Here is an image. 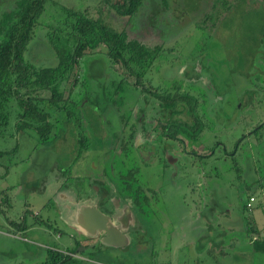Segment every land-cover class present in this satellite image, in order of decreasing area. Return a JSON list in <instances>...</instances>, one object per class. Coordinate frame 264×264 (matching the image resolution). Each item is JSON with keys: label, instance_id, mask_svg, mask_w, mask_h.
I'll list each match as a JSON object with an SVG mask.
<instances>
[{"label": "rangeland", "instance_id": "obj_1", "mask_svg": "<svg viewBox=\"0 0 264 264\" xmlns=\"http://www.w3.org/2000/svg\"><path fill=\"white\" fill-rule=\"evenodd\" d=\"M199 1L181 0L186 4L183 8L177 0H167L169 10H166L155 0H145L136 16L138 18L131 20L129 25L136 35L142 34L145 39L142 41L146 44L159 43L163 49L157 56L161 60L146 76L147 82H151L152 92L160 95L165 88L174 90L177 87L171 86L176 80L183 84L179 90L188 96L183 95L178 104L195 112L199 117L197 120L204 124L199 133L202 148L192 147L203 156L201 162L190 156L183 158L181 152L190 150L184 142L171 144L174 146L171 152L177 156L178 172L174 174L173 169L165 167L163 180L159 177L158 167H147L139 160L140 168L146 167L142 174L151 188L158 191L161 203L156 201L149 206L143 205L141 211L135 206L129 209L132 201L125 194H120L119 172L113 167L114 162L116 166L118 164L113 153L116 143L113 133L118 129V121L108 114V109H103L104 105H100L104 101L103 92L110 87L108 83L114 80L117 84L118 78L108 70L122 75L127 86L132 84V79L126 77L119 66L108 64L102 47L85 51L72 75L62 85L64 108L70 110L73 107L70 111L72 125L65 131L61 123L55 124L53 120L56 119L52 118L54 128L40 143L38 136L29 130L15 131L18 111L15 107L8 110V124L0 136V153H3L0 155V194H4L0 195V264H41L46 256L44 247L70 252L72 249L75 251V239L82 246L91 243L94 236L78 225L80 222L75 216L81 208H95L101 202L106 203L107 209L112 208L114 202L113 205H123L130 212L133 210L135 216L127 215L132 222L126 229L128 232L134 230L127 235L128 240L143 238L147 243L151 240V248H142L145 242L136 250L130 245L132 248L123 252L107 247L104 251L90 252V248L79 252L78 257H73L76 260L68 264H264L262 253L238 254V249L244 250L245 246L237 235L244 229L256 240L264 236L263 222L255 225L256 233H251L255 227L248 221H241L247 187L264 183V124L256 135L249 133L257 124L264 122V95L259 87L263 84L252 75L253 68L250 67H256L254 58L263 56V44L258 41L256 46L252 44L264 29V7H257L259 4L254 3L260 0H236L231 3L234 5H229L228 13L222 6H215L212 15L219 13V17L212 31L210 17L205 23L203 14H200L203 6H197ZM117 2L119 0H110L104 5L103 0H46L33 38L27 45L25 60L34 67L54 65V54L46 47L45 36L51 32L48 28L60 29L62 26L65 18L62 9L84 12L94 18L98 10L107 8L106 11H110ZM248 4L252 6L248 7ZM108 17L109 14L105 17L108 23L118 27V23ZM192 76L203 77L206 81L210 79L212 84L203 87V81L197 78L186 81V77ZM185 81L189 85L195 84L188 88ZM120 88L125 90L123 86ZM139 94L143 103L136 106L130 115L138 122L135 133L140 136V142L146 143L147 139L142 134L148 136L153 130H159L160 124H166V115L162 116L160 112L169 113V109L147 92ZM136 95L124 91L120 103L127 108L137 98ZM120 96L117 94L116 99L115 95L114 101L118 103ZM42 97L47 98L48 93ZM81 101L83 104L87 101L82 108L72 106V103ZM91 106L95 108V114L91 113ZM107 106L111 109L116 107L109 101ZM157 111L158 114L155 113ZM105 116L107 134L104 129L101 143L86 119L101 124ZM55 117H59L58 112ZM178 119L182 123L186 121L181 117ZM144 126L147 127L145 130ZM77 131L83 132L80 134L87 138L88 149L67 169L66 164L75 149L73 140ZM237 140H241L234 153L239 176L234 173L235 168L218 163L220 158H226L232 152ZM122 164L117 166L121 174L127 171L125 163ZM63 170L66 171L61 173ZM169 174L175 179L172 180ZM261 194L264 193L260 189L254 193L257 199ZM255 211L253 216L262 220L264 214L261 215L258 209ZM136 216L140 217V225ZM4 217L12 222L13 230L8 229ZM31 220L36 221L37 227L30 232H22V226L30 224ZM212 230L217 231L216 240L201 249L198 246L200 233L203 231L209 235Z\"/></svg>", "mask_w": 264, "mask_h": 264}, {"label": "trees", "instance_id": "obj_2", "mask_svg": "<svg viewBox=\"0 0 264 264\" xmlns=\"http://www.w3.org/2000/svg\"><path fill=\"white\" fill-rule=\"evenodd\" d=\"M144 1L119 0L118 4L110 7V11H106L107 8L98 10L94 18L86 16L84 12L62 9L65 14V18L61 22L62 26L60 29L59 27L48 28L49 30L51 29V32H47L45 36L47 39L46 47L54 54V65L34 67L25 60V53L28 43L33 38L34 29L38 24V18L44 9L46 0H0V136L4 134L8 124V110L11 107H15L18 111L14 123L15 131L24 132L29 130L38 136V142L40 143L49 136L54 128V123L60 122L64 131L69 125L71 126L72 115L70 111L73 110V107L70 110L64 108L66 102L62 99V85L72 75L74 68L78 65V61L85 51H93L98 47H102L104 51L103 57L110 66H119L126 76L134 78L135 83H139L140 79H143L147 71L155 64L157 56L162 51L160 45H150L142 41L145 40L142 34L136 35L135 30L129 25L131 20L138 18L136 16H138L140 8L145 3ZM155 1L162 4L166 10H169L167 0ZM198 1L196 0V2ZM231 1L200 0L197 3V6L201 7V4L203 6V11L200 14H203L202 17L205 23L209 21L210 17V30L215 26V22L219 17V13L212 15L214 7L220 5L228 13L229 5H234L231 3L236 0ZM253 1L255 0H251V2ZM103 2L105 5L110 0H103ZM177 2L183 8L186 5L181 0H177ZM254 3L264 5V0L255 1ZM251 6L248 4V7ZM108 14L110 20L113 19L118 23V27H114L111 24L112 27L108 23V19L105 18ZM263 33L264 29L258 33L263 40H254L252 46H256L258 41L264 47ZM147 40L151 39L148 38ZM261 52H263V56L253 59L256 67H250L253 68L252 75L264 82V49ZM108 71L114 74L112 70ZM108 84L110 87L106 89L107 92H104V101H114L112 99L113 95L121 94L123 91L120 88L122 83L117 81L115 85L114 80H112ZM45 93H48L47 98L42 97ZM149 93L166 102H171L177 98L176 96H179L176 92L172 94L166 93L162 96H157L155 92ZM84 96L82 94V97ZM79 103H72V106L74 104V107L82 108L84 104L82 101ZM91 107V113L95 114V108ZM88 108L89 106H87ZM57 112L59 117H55ZM195 116L191 124L186 127V130L181 131L188 138L189 144L197 143L192 136L194 134L197 135L204 126L202 121H198ZM52 118L56 119L53 120L54 123ZM86 121L89 123L88 125L93 126L94 132L99 133L98 131L101 130L100 124H96L93 119H86ZM262 127L263 124H257L249 132L254 136ZM80 133L83 132L77 131L75 133L73 140L75 149L71 153L70 161L66 164L67 169L75 163L82 152L88 149L87 138ZM240 142L241 140H237L233 144L232 152L226 158L218 160V163L223 167L235 168L234 173L237 176H239V169H237V164L235 163L234 153L238 149ZM2 154L0 153V155ZM66 170L61 171V173ZM261 184L257 183V186L253 188L247 187L248 195L246 198L250 196L249 194L255 193L257 189L264 193V183ZM0 195L2 197L4 194ZM216 236L217 231L212 230L211 234H204L199 239L202 241L203 247H205L207 243H213L216 240ZM44 251L46 252L45 261L41 264H68L73 259L76 260L64 252L52 249H44ZM255 251L264 254V236L261 241L256 242ZM73 252L74 250L72 249L68 253L71 254Z\"/></svg>", "mask_w": 264, "mask_h": 264}, {"label": "flooded vegetation", "instance_id": "obj_3", "mask_svg": "<svg viewBox=\"0 0 264 264\" xmlns=\"http://www.w3.org/2000/svg\"><path fill=\"white\" fill-rule=\"evenodd\" d=\"M259 6L260 5H258L257 7H259ZM262 7H264V5H262ZM170 23H173V21H171ZM213 30L214 29L212 28V31ZM259 36H257L255 38V40H258V38H261ZM160 39L163 41L162 37ZM261 39L263 40V38H261ZM157 45H159V44H157ZM162 51H163V49H162ZM159 59L160 58H156L155 64L158 62ZM150 70L147 71V73L143 79H140L139 83H135L134 78H132L130 76H126V74L121 70V72L126 77H129L132 79V84L129 86H127L126 83L124 82L126 80H122V78H121L122 75L116 74L114 72V76H116L115 78H118L117 81H120V83H122V86L124 87L125 90H123L121 92V96L119 97L120 100L118 101V103L116 101H110L109 100V102H112L113 105H116L115 108L113 107L111 109L107 106L106 101H108V100L103 101L102 105H100V106L104 105L103 109L104 110L108 109V114H112L118 121V129L115 130L113 133V136H114L115 141H116L113 153H114V156L116 157L115 161H117V163H118L117 166H121V165L123 166L122 163H125L124 166H126V168H127V171L125 173L121 174L120 168L118 169L116 166V163L114 162L113 167L115 169H117V171L119 172V180H120V186H121L120 194L121 195L125 194L127 196V198L132 201L130 206L128 205L129 209H131V208H133V206H135V207H137V209L139 211H141V206H143V205L149 206V204L151 202L157 201L158 203H161V200H160L159 195H158V191L156 189L151 188V185L148 183L147 179L144 177V174H142L143 171L146 170L145 169L146 167L140 168V165L138 164L139 160L145 162L144 165H147V167L151 166V165H152V167H158L160 169V172H161L159 177L161 178V180H163V169L166 170L165 167H169L170 170L173 169L174 174H176L178 172L176 169L177 165H178L177 156H176V154L171 152L174 149L173 148L174 146L171 145L173 142H177V143L184 142L185 143L184 146L188 147L190 149L187 153L181 152L183 158L185 156H190L192 158H196L199 162H201V157H203V156H200L199 154H197L196 151H194V149L196 147H200V137H199L200 132L197 135L194 134L192 136L197 141V143H195V144L194 143L189 144L188 138L184 134L181 133V131L186 130V127L191 124V122L194 119V115H195V112H191V110L187 111V110H185V108H183L182 104H178V103H181V102H179L180 97H182L183 95H184V97L188 96L186 94L181 93V91L179 90V88H182L183 84L181 83V81L176 82L177 81L176 80V81H174V85L171 86V87H174V86L177 87L176 89L169 90V89L165 88V91L161 90L162 94H160V95L156 94L157 96H162L166 93L172 94V93L176 92L179 95V96H176L177 98L173 99L171 102L163 101V100H161V99L157 98L156 96H153L149 93V92H152V90L150 89L152 86L150 85L151 82L150 83L147 82L146 76L150 72ZM207 75L209 77L211 76L210 71H208ZM188 78L193 80V81L195 80L194 78H197L198 81H200V80L203 81V87L209 86L212 84V83L211 84L209 83L211 77L209 80L207 79L208 81H206V79H204L203 77H197V76L186 77L185 78L186 81ZM186 81H185V83H186ZM194 84H192V85L187 84L186 87H188V88L193 87ZM260 84H263L262 87H261V85L259 87L261 88V90L263 92L262 95H264V82L261 81ZM144 89H145V91H144ZM124 91H128L129 93L137 94L136 95L137 98H135L134 102L131 105H129L127 108H125V105L122 106V103H120V101L122 99V93ZM170 91H172V92H170ZM138 92L139 93L147 92L149 95H151V97L153 99L159 100L160 102H162L165 109H167V108L169 109V113L168 112L166 113L163 111L160 112L162 116L166 115V118H164L168 121L166 124H164V125L160 124L159 130H153L152 131L150 129L152 132L148 133V136H146L145 134H142L145 137L144 139H147L146 143L140 142V136L135 133L138 122H135L136 119H133L135 117L132 118V116L130 115L132 112H135L136 106L140 107L141 104L143 103L141 94H139ZM114 96L115 95H113V97ZM113 97H112V99H113ZM189 98H191V97L189 96ZM116 99H117V95H116ZM193 107H195V104H193ZM193 110H195V108H193ZM105 112L106 111H104L102 113L103 116H104ZM158 112L159 111H157L155 113L158 114ZM179 117H181L182 119H185L186 121L184 123L179 122V119H178ZM102 120L104 122H102L100 124L101 130L98 131L99 133L95 134L97 139L101 143L103 141L102 137H101V133L104 131V129L107 127V124H108V121H106V116L102 117ZM198 121L201 122L200 119ZM260 124H264V122L260 123ZM143 128H144L143 130H145L147 127L144 126ZM105 133L107 134L106 129H105ZM138 139H139V142L138 141L136 142V140H138ZM105 141H106V139H105ZM200 148H202V146ZM127 164H128V166H127ZM169 176H171L172 180L175 179V177H172L173 176L172 174H169ZM187 183H189V180L186 181V184ZM1 200H2V198H1ZM112 203L114 204V202H112ZM113 204H112V208L107 209L105 206L106 203L101 202L95 206V209L101 215H103L105 218L108 219L109 227L113 228L114 231L118 232L122 236L123 242L122 243H115L114 245L107 246L102 242V238H103V235L101 236L102 232L95 231L94 239L91 240V243H88V244H85L82 246L81 243L79 242V240L75 239L76 241L74 240V244L72 242V244L75 245L74 246L75 251L71 254L68 252H64V253L69 254L71 257H78V255H79L78 253L82 252L86 249L91 248L90 252H92V251L96 252L99 249H102L104 251L105 247L118 250L119 252H123L127 248H132V247L136 250L137 248L141 247L142 242H145V245H143L142 248L148 247L147 249H150L152 246V243H153L151 240H149L148 243L146 241H143V238H142V240L141 239L131 240L130 238L128 240L127 235L128 234L131 235L132 232H134V230H130V232H128L126 229V226L130 225V223L132 222V219L129 216L127 217V215L131 214V215L135 216L133 213L134 211L132 210L130 212V210L128 208L125 209V206H123V205H121L119 207L118 205H113ZM135 218H137V221L140 225V223H141V220L139 221L140 217L136 216ZM3 219L6 222V226L8 227V229L13 230L12 222H10L5 217ZM36 225H37L36 221L31 220L30 224H24L22 226V232L33 231V228L37 227ZM134 229L136 230L137 228H134ZM115 238L118 239L117 235H115ZM30 243L33 244V241H31ZM97 247H98V249H97ZM39 248H43V247H39ZM43 249H46V250L49 249L50 250L51 248L44 247ZM76 249H78V250H76ZM37 258H39V255L37 256Z\"/></svg>", "mask_w": 264, "mask_h": 264}, {"label": "water", "instance_id": "obj_4", "mask_svg": "<svg viewBox=\"0 0 264 264\" xmlns=\"http://www.w3.org/2000/svg\"><path fill=\"white\" fill-rule=\"evenodd\" d=\"M63 193L66 196L65 192ZM75 219L81 223L78 225H81L85 230L87 229L92 236L95 235V231L102 232V242L107 246L123 242L122 236L114 231L113 228L109 227L107 218L101 215L94 207L81 208L79 212L76 213ZM115 235H117L118 239L115 238Z\"/></svg>", "mask_w": 264, "mask_h": 264}, {"label": "crops", "instance_id": "obj_5", "mask_svg": "<svg viewBox=\"0 0 264 264\" xmlns=\"http://www.w3.org/2000/svg\"><path fill=\"white\" fill-rule=\"evenodd\" d=\"M248 195V194H247ZM250 196L254 195V193L252 194H249ZM264 194H261L260 195V198L259 199H262L264 200ZM247 197V196H246ZM247 198L244 199V203H243V210H242V207H241V210H242V216H241V221L244 222H250V226L252 225V227H255L253 228V230L251 231V233H256L255 230H256V226L255 225H261L262 222L264 224V217L262 218V220L256 216H253V213L255 212H258V211H251L250 213H247L246 210L244 209V204H245V201H246ZM244 213L246 214V216L243 217ZM263 215V214H261ZM228 215H226L225 217H227ZM245 225V224H244ZM236 233V232H235ZM204 235V233H200L199 235V238ZM237 235H239V237L241 238L242 240V243L243 245L245 246V248H243L244 250L242 249H238V254H241L242 256H245L243 254H247V253H251V254H255V253H262V252H257L255 251V246H256V242H259L261 241L262 239H257L254 238V237H250V234H249V231L248 230H241V232L237 233ZM192 244V243H191ZM198 246L202 247V249H204L203 247V243L202 241L201 242H198ZM263 254V253H262ZM84 261H87V260H84ZM235 264V263H234ZM236 264H243V263H236ZM246 264V263H245Z\"/></svg>", "mask_w": 264, "mask_h": 264}, {"label": "built area", "instance_id": "obj_6", "mask_svg": "<svg viewBox=\"0 0 264 264\" xmlns=\"http://www.w3.org/2000/svg\"><path fill=\"white\" fill-rule=\"evenodd\" d=\"M244 209L247 213L258 209L264 214V200L257 199L255 196L251 195L246 199Z\"/></svg>", "mask_w": 264, "mask_h": 264}]
</instances>
